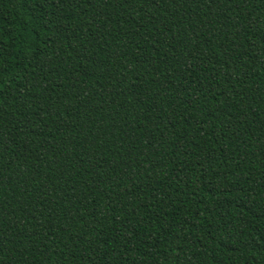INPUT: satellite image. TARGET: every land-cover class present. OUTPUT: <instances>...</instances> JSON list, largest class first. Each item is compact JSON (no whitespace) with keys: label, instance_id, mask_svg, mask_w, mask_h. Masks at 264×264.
Segmentation results:
<instances>
[{"label":"trees","instance_id":"trees-1","mask_svg":"<svg viewBox=\"0 0 264 264\" xmlns=\"http://www.w3.org/2000/svg\"><path fill=\"white\" fill-rule=\"evenodd\" d=\"M0 264H264V0H0Z\"/></svg>","mask_w":264,"mask_h":264}]
</instances>
